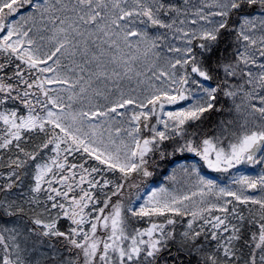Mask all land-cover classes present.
Wrapping results in <instances>:
<instances>
[{
  "label": "snow or ice",
  "instance_id": "snow-or-ice-1",
  "mask_svg": "<svg viewBox=\"0 0 264 264\" xmlns=\"http://www.w3.org/2000/svg\"><path fill=\"white\" fill-rule=\"evenodd\" d=\"M0 264H264V0H0Z\"/></svg>",
  "mask_w": 264,
  "mask_h": 264
},
{
  "label": "rangeland",
  "instance_id": "rangeland-1",
  "mask_svg": "<svg viewBox=\"0 0 264 264\" xmlns=\"http://www.w3.org/2000/svg\"><path fill=\"white\" fill-rule=\"evenodd\" d=\"M191 159V158H190ZM181 162H183V161H181ZM170 168H171V165L169 166V171H170ZM205 171V173H208V170L207 169H205L204 170ZM168 173V172H167ZM167 173H165V175H167ZM209 175H213V176H215L216 174H214V173H208ZM164 174L163 175H160V176H158L157 178H156V180L152 183V187H158L159 186V184L160 183H164L165 181H164V176H165Z\"/></svg>",
  "mask_w": 264,
  "mask_h": 264
},
{
  "label": "trees",
  "instance_id": "trees-1",
  "mask_svg": "<svg viewBox=\"0 0 264 264\" xmlns=\"http://www.w3.org/2000/svg\"><path fill=\"white\" fill-rule=\"evenodd\" d=\"M158 171H159L158 176L163 175V174L165 175V173H167L169 171V168L167 170H158Z\"/></svg>",
  "mask_w": 264,
  "mask_h": 264
}]
</instances>
